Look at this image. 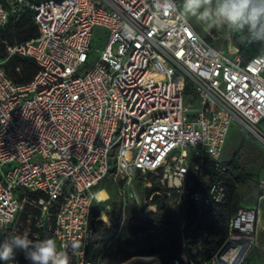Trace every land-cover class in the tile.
Returning <instances> with one entry per match:
<instances>
[{
	"label": "built area",
	"instance_id": "built-area-1",
	"mask_svg": "<svg viewBox=\"0 0 264 264\" xmlns=\"http://www.w3.org/2000/svg\"><path fill=\"white\" fill-rule=\"evenodd\" d=\"M21 6L32 11L38 35L7 47L0 60V218H11L0 226V241L28 204L37 209L27 216L34 232L22 234L54 238L70 264H98L125 220L131 243L169 230L182 250L172 264H194L185 251L216 244L221 237L209 231L220 224L202 226L198 238L189 227L185 238V221L166 226L163 218L184 214L186 204L196 218L221 213L231 178L221 151L232 124L241 123L264 153V54L243 60L233 33L225 34V48L213 46L178 11H158L155 0H0V27ZM98 27L107 43L81 73ZM12 56L34 61L31 81L7 77L3 64ZM110 175L116 218L124 215L126 191L141 218H119L114 232L105 211L92 215L97 186ZM257 189L256 207L235 211L227 236L201 264H242L257 247L264 174Z\"/></svg>",
	"mask_w": 264,
	"mask_h": 264
},
{
	"label": "trees",
	"instance_id": "trees-1",
	"mask_svg": "<svg viewBox=\"0 0 264 264\" xmlns=\"http://www.w3.org/2000/svg\"><path fill=\"white\" fill-rule=\"evenodd\" d=\"M6 6L9 7L7 3ZM37 35L38 29L33 22L32 11L29 8L23 6L17 8L10 15L9 21L6 23V25L0 27V60L4 61L6 59L7 47L33 39L37 37ZM238 40L239 42L236 48L243 60H248L259 54H264L261 52L264 46H262L258 42L249 40L247 37V33L239 34L235 41ZM3 68L7 77L16 85L28 83L32 80L37 71V66L35 65L33 60L29 58H22L19 56H12L8 58L3 64ZM228 164L231 167V178L229 180L228 189L229 193L231 190H234L235 182L233 180H235L237 177H235V174L233 172L232 161L228 162ZM111 186L115 187L116 184L112 182ZM97 190H105L107 192L110 191L109 186L104 185V180H102L98 184ZM29 196L31 198L33 197V195ZM239 201L240 198L236 192H234L233 195L229 197V199L227 197V201L223 206L221 213L212 221L204 220L201 217L196 218L189 204H186L184 214L182 212L172 214L166 212L163 221L166 226H170L175 222L178 223L181 221H185V238L188 237L187 228L189 227L194 226V232L192 233V235L194 236V238H198L202 226L210 230L211 226L215 222L220 224L217 231H209V235L211 237H215L216 235H219L221 237L216 244L207 248H203L201 250L195 249L194 251H185L192 258L194 264H201L202 262L208 261L213 257L215 252L218 250L220 243L227 236L229 218L235 213L238 208H240ZM115 207L116 205H114L113 208ZM36 211L37 209H35L34 207L28 204H24L22 210L17 216V218L21 216V219L18 222V233H11L9 228L3 240L6 237L21 235L29 227L30 233L32 234L34 232V229H32V227L27 224V216L29 214L35 213ZM99 212L100 209H98L97 207L94 206L92 208V215L94 217L98 216ZM17 218L15 219V221L17 220ZM105 218V215L101 216L102 220ZM174 219H176V221H174ZM103 221L107 222V220ZM130 227V221L125 220L119 236L116 239L111 240L109 244L101 250L99 254L98 264H121L129 257L135 255H157L161 264H172V260L177 258L181 254L182 250L176 246V236L173 233L169 232V230H166L165 233L159 236L150 237L147 240L145 247L133 248V243H131L128 239V232L130 230ZM140 228V226H133L134 230H138ZM42 237L43 234L40 233V239H42ZM192 252L196 254L194 257L192 256ZM8 262H14L16 264H26V259L23 252L17 250L15 260ZM8 262L0 261V264H6Z\"/></svg>",
	"mask_w": 264,
	"mask_h": 264
},
{
	"label": "rangeland",
	"instance_id": "rangeland-1",
	"mask_svg": "<svg viewBox=\"0 0 264 264\" xmlns=\"http://www.w3.org/2000/svg\"><path fill=\"white\" fill-rule=\"evenodd\" d=\"M16 0H9V4L13 5L15 4ZM28 0H25L27 2ZM182 5V0H181ZM14 11V9L12 10ZM191 25L195 28V30L199 33V35L206 40L208 43H210L213 46L222 48L226 47V44L228 43L226 39H224L225 34L230 33L229 30L223 26H215L210 27L207 24L201 23L196 18H189L188 20ZM210 35H213L215 38L212 39ZM238 41H231V44L236 47L238 44ZM107 43V36L103 29L101 28H95L92 35L91 40V55L89 63L83 67L82 72L89 70L92 63L97 59L98 53L104 49L105 45ZM264 53V47L261 51ZM231 58H233V55H229ZM187 102H191L190 98L186 99ZM221 159L225 162L232 161L233 163V172L235 174V177H237L235 180L234 190H231L228 193V199L230 196L233 195L234 192L237 193V195L240 198L239 206L245 207V208H255L257 204V198L259 195L258 189H257V182L259 178L264 174V153L259 146V144L254 140V138L247 133L245 128L241 123H234L231 125L228 135L226 137V140L224 142V145L222 147L221 151ZM154 178L153 176L148 175L147 179L151 180ZM113 176L110 175L104 179V185L109 186L110 191L106 192L107 194V200L101 203H96L95 207L100 209V211H105L107 218L112 217L111 227L110 231L114 232L117 227L118 219L124 218V219H132L135 222L138 221V219H141L135 214L136 208L134 205H132L130 198L127 196L128 191H126V197H125V212L122 216L121 213L119 214V218H116V207L114 205L119 204V200L116 198V186L112 187ZM137 182H139V178L137 175L134 177V184L136 186ZM260 208L262 211L261 214V224L263 227V230L258 235V245L256 248L251 250V252L248 254V256L245 258L244 262L242 264H264V200L260 204ZM170 214H172L170 211H168ZM175 211L174 213H176ZM104 214L102 213L101 216ZM107 218L103 220H107ZM21 216L17 218V220L10 226L11 233H18V222L20 221ZM176 221V219H174ZM23 235V234H21ZM146 243L143 242H135L133 244V248L138 247H145ZM157 256V255H156ZM158 257V256H157ZM159 259V257H158ZM160 261V260H159Z\"/></svg>",
	"mask_w": 264,
	"mask_h": 264
},
{
	"label": "clouds",
	"instance_id": "clouds-1",
	"mask_svg": "<svg viewBox=\"0 0 264 264\" xmlns=\"http://www.w3.org/2000/svg\"><path fill=\"white\" fill-rule=\"evenodd\" d=\"M158 11H178L186 22L196 18L210 27L223 26L230 33H247L249 40L264 46V0H182L178 9L176 0H155ZM11 223V218H0V226ZM78 246H72L75 255ZM17 250L23 252L31 264H70V256L59 251L54 238L33 241L27 233L6 237L0 242V261H14Z\"/></svg>",
	"mask_w": 264,
	"mask_h": 264
},
{
	"label": "bare ground",
	"instance_id": "bare-ground-1",
	"mask_svg": "<svg viewBox=\"0 0 264 264\" xmlns=\"http://www.w3.org/2000/svg\"><path fill=\"white\" fill-rule=\"evenodd\" d=\"M107 200V194L104 190H100L97 194V201L99 203ZM121 264H161L156 255H135L129 257Z\"/></svg>",
	"mask_w": 264,
	"mask_h": 264
},
{
	"label": "water",
	"instance_id": "water-1",
	"mask_svg": "<svg viewBox=\"0 0 264 264\" xmlns=\"http://www.w3.org/2000/svg\"><path fill=\"white\" fill-rule=\"evenodd\" d=\"M240 34H241V33H240ZM238 35H239V34H237V33H233V41H235V40L237 39Z\"/></svg>",
	"mask_w": 264,
	"mask_h": 264
},
{
	"label": "crops",
	"instance_id": "crops-1",
	"mask_svg": "<svg viewBox=\"0 0 264 264\" xmlns=\"http://www.w3.org/2000/svg\"><path fill=\"white\" fill-rule=\"evenodd\" d=\"M195 29V28H194Z\"/></svg>",
	"mask_w": 264,
	"mask_h": 264
}]
</instances>
